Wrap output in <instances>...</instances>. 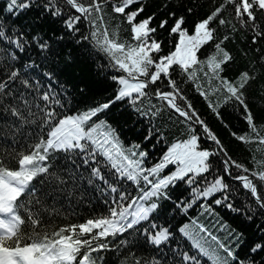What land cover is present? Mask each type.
Here are the masks:
<instances>
[{
	"label": "snow or ice",
	"instance_id": "1",
	"mask_svg": "<svg viewBox=\"0 0 264 264\" xmlns=\"http://www.w3.org/2000/svg\"><path fill=\"white\" fill-rule=\"evenodd\" d=\"M0 264H264V0H0Z\"/></svg>",
	"mask_w": 264,
	"mask_h": 264
},
{
	"label": "trees",
	"instance_id": "2",
	"mask_svg": "<svg viewBox=\"0 0 264 264\" xmlns=\"http://www.w3.org/2000/svg\"><path fill=\"white\" fill-rule=\"evenodd\" d=\"M197 107L202 108L203 107L202 103L198 101ZM204 115L205 118L213 124V127L217 128V130H220L221 128L220 124L214 120V118L211 116V114L208 111L205 110ZM221 135L225 138V141H227L226 133L221 131ZM221 214L224 215L225 218L229 220V222L233 223L234 226L239 224V219H234V214L227 212L226 210H221Z\"/></svg>",
	"mask_w": 264,
	"mask_h": 264
}]
</instances>
